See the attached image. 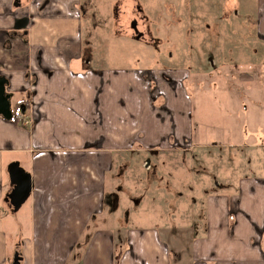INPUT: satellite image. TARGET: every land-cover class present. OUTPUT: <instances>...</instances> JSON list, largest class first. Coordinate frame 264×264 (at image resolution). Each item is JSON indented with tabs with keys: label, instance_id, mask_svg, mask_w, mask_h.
Returning <instances> with one entry per match:
<instances>
[{
	"label": "crops",
	"instance_id": "0c3cea01",
	"mask_svg": "<svg viewBox=\"0 0 264 264\" xmlns=\"http://www.w3.org/2000/svg\"><path fill=\"white\" fill-rule=\"evenodd\" d=\"M251 1L261 53L248 77L261 83L262 103L251 122L260 138L249 133L244 146L259 151L260 175L244 176L231 197H209L203 233L190 238L191 264H264V0ZM230 2L235 12L238 2ZM14 3L0 0V76L8 80L11 107L15 98L12 109L22 110L18 121L0 115V264H174L157 228L116 230L95 215L103 212L112 150L191 145L190 72L96 74L77 48V0ZM114 22L118 34L116 14ZM113 83L115 93L106 90ZM12 161L30 173L32 188L10 241L13 212L4 198ZM178 236L170 240L180 243Z\"/></svg>",
	"mask_w": 264,
	"mask_h": 264
},
{
	"label": "rangeland",
	"instance_id": "374dc122",
	"mask_svg": "<svg viewBox=\"0 0 264 264\" xmlns=\"http://www.w3.org/2000/svg\"><path fill=\"white\" fill-rule=\"evenodd\" d=\"M236 1L234 12L230 0H77V48L87 70L131 75L179 67L190 72L184 84L191 145L112 150L104 175L103 212L95 215L100 226L116 230L157 228L173 250L174 264H191L190 238L203 233L209 197H231L244 176L260 175L259 151L244 143L250 142L249 133L260 138L251 122L262 101L261 83L250 80L248 73L257 72L252 61L261 52L254 34V3ZM134 6L144 16L137 22L147 27L144 39L129 36L134 35ZM106 90L115 93L117 87L113 83ZM14 103L15 98L12 107ZM20 111L14 109L17 117ZM26 205L7 220L10 241ZM170 231L179 235L180 243L170 240Z\"/></svg>",
	"mask_w": 264,
	"mask_h": 264
},
{
	"label": "water",
	"instance_id": "95a60500",
	"mask_svg": "<svg viewBox=\"0 0 264 264\" xmlns=\"http://www.w3.org/2000/svg\"><path fill=\"white\" fill-rule=\"evenodd\" d=\"M18 4V0H15L14 5L17 6ZM131 27L136 33L135 38L138 39L142 33L137 31L134 21ZM7 83L6 77L0 76V115L5 119H11L13 110L10 103L11 94L6 91ZM7 171L12 188L6 193L4 200L9 202L11 211L16 212L30 195L32 188L31 176L18 161L9 163Z\"/></svg>",
	"mask_w": 264,
	"mask_h": 264
},
{
	"label": "flooded vegetation",
	"instance_id": "af4514ba",
	"mask_svg": "<svg viewBox=\"0 0 264 264\" xmlns=\"http://www.w3.org/2000/svg\"><path fill=\"white\" fill-rule=\"evenodd\" d=\"M137 7V8H136ZM134 6L133 7V13L135 14V16H134V18L133 19H131V21L133 22L134 21V23H135V26H136V28H137V31L138 32H141L142 33V35L138 38V39H140V38H142V39H144L146 36V34H147V27L145 26V24H143V26H139V25H137V22H138V17L140 18V19H142L143 20V18H144V16L142 15V14H139V8H138V6ZM118 11L116 10V12H115V14H116V16H117V13ZM144 23V22H143ZM129 26H130V22H129ZM133 29V28H132ZM133 32H134V29H133ZM135 32H134V36H135Z\"/></svg>",
	"mask_w": 264,
	"mask_h": 264
},
{
	"label": "trees",
	"instance_id": "16d2710c",
	"mask_svg": "<svg viewBox=\"0 0 264 264\" xmlns=\"http://www.w3.org/2000/svg\"><path fill=\"white\" fill-rule=\"evenodd\" d=\"M12 110H13V109H12ZM12 119L15 120V121H18V118H17L16 113L14 112V110H13V116H12ZM116 262H117V261H116Z\"/></svg>",
	"mask_w": 264,
	"mask_h": 264
}]
</instances>
